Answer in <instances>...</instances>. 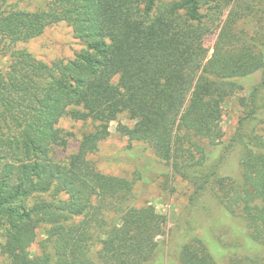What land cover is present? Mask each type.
I'll use <instances>...</instances> for the list:
<instances>
[{
    "label": "trees",
    "instance_id": "trees-1",
    "mask_svg": "<svg viewBox=\"0 0 264 264\" xmlns=\"http://www.w3.org/2000/svg\"><path fill=\"white\" fill-rule=\"evenodd\" d=\"M18 6L0 0V58L10 56L0 64V264H264V0ZM59 23L84 45L73 59L46 63L20 47ZM235 95L241 112L225 142L223 106ZM122 115L136 125H118L129 144L106 161L141 158L134 143L154 156L133 180L92 158ZM66 117L89 129L57 159ZM149 173L181 178L191 200L210 195L232 238L243 218L245 256L183 220L168 231L167 259L155 212L133 205Z\"/></svg>",
    "mask_w": 264,
    "mask_h": 264
},
{
    "label": "rangeland",
    "instance_id": "rangeland-1",
    "mask_svg": "<svg viewBox=\"0 0 264 264\" xmlns=\"http://www.w3.org/2000/svg\"><path fill=\"white\" fill-rule=\"evenodd\" d=\"M10 2H19V8L35 11L39 5L51 0H9ZM214 38L207 40V46L210 48L209 56L212 53V46ZM20 47L33 53L37 58L46 63H50L56 59L71 60L74 54L79 52L84 45L74 38L72 29L66 23H59L54 26L46 28L43 35L23 44ZM10 56H2L0 64L8 65ZM237 95L228 98L223 106V140L226 142L234 133L237 122L240 116L241 109L237 103ZM119 124L135 127L136 123L130 121L127 115H122L117 121L110 124L109 137L101 142L99 146L98 156H92L97 161L98 170L106 175H113L118 177L133 180L135 177V168L143 166L146 158H154L152 151L143 144L134 143L135 146H140L141 151H138L141 158L134 161L129 159H121L124 163H110L106 158L114 154L120 153L128 146L126 138L120 136L117 132ZM87 124L82 122H75L69 117L60 120L58 127L65 133L69 134L68 146L66 151L57 149L55 155L57 159H63L70 155L78 147V142L84 131L88 130ZM142 152V153H141ZM97 158H99L97 160ZM120 161V159H118ZM157 172H163L164 167L158 164L154 168ZM150 182L137 181L134 187V201L133 205L136 207L149 206L154 212L157 221L163 225L162 228L166 231L165 236L161 234L157 237L159 242H164V253L167 259L173 257L174 249L167 246L168 232L171 228L178 225V222L190 221L195 222L196 226L202 227L201 231L205 230L209 236L216 235L220 237L226 247L237 250V255L240 258L245 256V220L241 217L235 219L234 225L240 230L237 232L235 238H232V232L228 230V226L221 225L220 220L225 219L223 212L218 204H211L210 195L202 196L200 198L191 200L193 188L184 182L179 177H163L156 176L149 173L146 175ZM155 177V178H154ZM154 178V179H153ZM207 206L206 209H202ZM190 208L193 212L191 213ZM200 222L199 224L196 222ZM241 232V233H240ZM203 233V232H202ZM234 233V232H233ZM240 233V234H239ZM39 239L43 238L42 233L39 232ZM33 255L39 254L40 250L36 245L31 248ZM172 253V254H171ZM221 264H228L227 261H220Z\"/></svg>",
    "mask_w": 264,
    "mask_h": 264
}]
</instances>
